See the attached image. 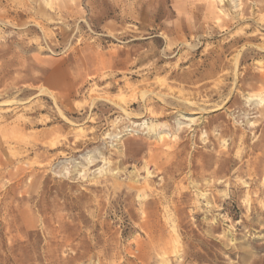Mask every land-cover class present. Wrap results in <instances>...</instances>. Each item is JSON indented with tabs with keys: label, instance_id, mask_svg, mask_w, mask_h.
I'll list each match as a JSON object with an SVG mask.
<instances>
[{
	"label": "rangeland",
	"instance_id": "374dc122",
	"mask_svg": "<svg viewBox=\"0 0 264 264\" xmlns=\"http://www.w3.org/2000/svg\"><path fill=\"white\" fill-rule=\"evenodd\" d=\"M0 264H264V0H0Z\"/></svg>",
	"mask_w": 264,
	"mask_h": 264
},
{
	"label": "bare ground",
	"instance_id": "6f19581e",
	"mask_svg": "<svg viewBox=\"0 0 264 264\" xmlns=\"http://www.w3.org/2000/svg\"><path fill=\"white\" fill-rule=\"evenodd\" d=\"M45 91H47L46 89H44ZM32 91H25V92H22V95H27L28 93H31ZM44 92V91H41V93ZM47 93V92H46ZM50 96L52 97V99L55 101V97L52 96V94H50ZM16 100V99H15ZM107 101V100H106ZM13 102V101H12ZM16 102V101H14ZM111 102V101H110ZM17 103V102H16ZM22 103V102H21ZM7 104V103H6ZM10 104V103H9ZM13 104V103H11ZM19 105V104H18ZM150 128L154 131L156 129V127H153V125L150 126ZM156 131V130H155Z\"/></svg>",
	"mask_w": 264,
	"mask_h": 264
}]
</instances>
